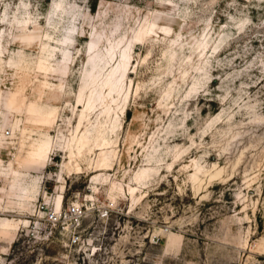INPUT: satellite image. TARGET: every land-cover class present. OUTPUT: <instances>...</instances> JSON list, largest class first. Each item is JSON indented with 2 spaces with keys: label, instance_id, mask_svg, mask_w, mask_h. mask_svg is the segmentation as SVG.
<instances>
[{
  "label": "rangeland",
  "instance_id": "1",
  "mask_svg": "<svg viewBox=\"0 0 264 264\" xmlns=\"http://www.w3.org/2000/svg\"><path fill=\"white\" fill-rule=\"evenodd\" d=\"M0 264H264V0H0Z\"/></svg>",
  "mask_w": 264,
  "mask_h": 264
},
{
  "label": "built area",
  "instance_id": "2",
  "mask_svg": "<svg viewBox=\"0 0 264 264\" xmlns=\"http://www.w3.org/2000/svg\"><path fill=\"white\" fill-rule=\"evenodd\" d=\"M49 216H50L49 218L52 221H57V222L62 220V216L66 217V218L69 217L72 219L73 225H76V224H79L81 222L82 209L78 205H73L72 209H70V210H65L64 212L60 211V213H57L54 211ZM77 239L78 238L75 237L74 241H76Z\"/></svg>",
  "mask_w": 264,
  "mask_h": 264
}]
</instances>
